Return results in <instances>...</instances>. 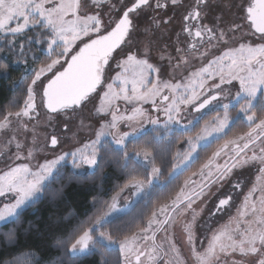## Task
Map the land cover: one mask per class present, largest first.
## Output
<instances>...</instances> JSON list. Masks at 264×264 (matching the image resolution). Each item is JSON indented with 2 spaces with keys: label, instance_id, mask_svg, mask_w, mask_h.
Wrapping results in <instances>:
<instances>
[{
  "label": "snow or ice",
  "instance_id": "obj_1",
  "mask_svg": "<svg viewBox=\"0 0 264 264\" xmlns=\"http://www.w3.org/2000/svg\"><path fill=\"white\" fill-rule=\"evenodd\" d=\"M245 2L247 0H242L237 6L242 13L237 19L224 24L219 17H214L209 26L203 21L212 15V0H0V34L16 38L9 41V52L18 51L20 56H24L25 43L30 44L33 39L46 45L48 50L47 61L31 70L26 81L23 105L13 101L11 108L16 109L15 111H0V130L15 124L25 137L21 141L14 135L8 141L9 152L14 144L15 153L8 156L14 163L9 165L6 161L7 170L0 175V221L16 216L20 206L33 195L61 161L70 158L75 169L87 165L100 171L101 149L98 145L104 136H110L112 143L120 149L112 163L127 178L121 191L133 189L140 196L144 191V181L137 179V175L142 170L153 177L147 181L152 185L160 170L155 166L156 156L147 147L129 152L128 145L137 144L144 135L143 125L139 128L132 127V122L146 118L157 133L154 140H158L161 130L171 132V125L181 123L178 119L181 105H191L199 112L218 101L226 91L225 86H235V81L239 85L234 97L238 103L237 116L245 118L249 130L213 153L205 167L211 165L229 144L236 147L231 150L224 165L217 167L216 180L223 179L237 167L259 166L257 183L245 196L241 212L242 216L251 215L254 219L248 221L243 229L238 225L235 234L226 226L223 235L226 236L227 243L220 245L219 252L240 258L233 259L232 264H264V0H251L246 9L243 7ZM176 10L181 12V32L176 33L177 41H180L181 33L195 39L188 41L187 48L176 47L175 55L159 56L160 61H167L174 69L186 64L185 53L189 50L198 52V45H211L216 41L227 47L228 41L235 39L236 33H242V40L237 41L239 48H229L222 56L211 60L208 67L202 68L199 73H193L194 77H200L199 83L191 89L185 88L183 94L179 95L176 90L180 85L161 79L163 66L153 62V52L162 50L154 47L149 40L142 44L143 51H140L135 42L139 32L136 22L140 17L147 16L151 27L159 30L172 23L175 17H170L169 12ZM245 28L248 29L247 33L244 32ZM148 31L146 28L145 32ZM249 35L255 37L251 42L248 41ZM20 38H23V43ZM204 55L206 53H201V56ZM113 62L118 71L115 77L109 78ZM213 65L215 68L209 71ZM8 71V65L0 63V72ZM165 89L173 95H164ZM158 98L163 107L158 105ZM97 100L100 101L99 106L96 104ZM120 100L131 105L130 109L122 110L119 103L113 102ZM148 103L157 113H164L163 121L159 116L153 118L143 107ZM89 104L93 106L92 109H89ZM231 106V102L220 105L224 116L213 121L217 124L213 133L216 139L225 134L230 123L228 113ZM85 111L97 123L103 121L95 133V139L84 143L82 147L60 151L53 159H48L45 155L42 157L43 162L37 160V153L56 152L58 148H62L65 137L54 129L41 143L35 134V126L29 128V124H38L39 118L43 116L49 124L60 125L70 132L71 118L80 116ZM192 123L189 121L182 127L186 131L190 130ZM122 124L132 130L119 131ZM84 127L81 121V128ZM72 135L75 138L76 134ZM28 136L32 137L31 143L28 142ZM205 139L207 138L198 136L196 141L199 143ZM168 143L171 144L172 141ZM187 143L190 151L185 154L183 164L174 165L170 177L175 176L180 169L186 170L191 162L198 159L193 141L190 139ZM249 152L251 155H248ZM4 155L6 153H0V156ZM33 160H37L35 167L31 163ZM201 174L205 175L203 170ZM207 175L210 176L211 171ZM189 183L190 181H185V185ZM206 187L207 184L191 194L181 189L171 205H164L152 212L146 226L139 227L130 235L117 228L119 235L115 237L113 233L101 230L106 220L122 211L116 207L117 197H113L109 212L88 219L77 218L74 222L69 220L66 237L57 238L55 246L76 255L100 251L97 245L106 241L118 246L125 264H133V261L134 264H145V259L149 264H159L161 260L163 264H170L168 253L162 246L154 244L148 248L141 242L149 239L154 242L155 232L167 230L165 226H172L175 222L174 214L190 209L193 199L203 195ZM256 192L260 193L258 201L253 199ZM229 201L230 197L219 199L216 211L224 209ZM158 216H163L164 219H157ZM153 225H156L155 229ZM191 228V224L185 226L188 233L187 245L192 255L191 264H213L218 255L216 243L210 242L207 249L198 251ZM7 238L14 241L15 234L9 233ZM218 239L219 237H214V240ZM170 247L179 256L175 245L170 244ZM31 255L25 254L5 264H33ZM100 255L103 257L104 252L101 251ZM103 264H108V261L104 260ZM180 264L184 262L181 261Z\"/></svg>",
  "mask_w": 264,
  "mask_h": 264
},
{
  "label": "trees",
  "instance_id": "obj_2",
  "mask_svg": "<svg viewBox=\"0 0 264 264\" xmlns=\"http://www.w3.org/2000/svg\"><path fill=\"white\" fill-rule=\"evenodd\" d=\"M0 40V53L5 54L0 58V63L7 64L9 68L8 72H0V111H6L11 109L13 101L24 98L25 83L22 82L26 64L15 66L12 57L14 52L8 50L9 38ZM201 130L198 126L187 131L173 130L167 136L161 130L158 140H154L157 133L148 130L137 144L128 145L129 152L147 147L156 156L155 166L160 170V183L154 185L145 198L133 202L120 215L106 222L103 227L105 232H111L115 237L119 235L117 228L130 235L139 227H144L152 212L170 202L180 192L187 178L200 170L221 144L232 137L244 135L249 129L244 123L235 122L222 138L199 148L198 159L191 162L186 170L170 177L176 164V155L186 150L188 140ZM100 149V171L95 169L91 173L79 174L68 165L59 167L41 196L0 227V264L13 262L29 253L32 254L30 259L33 264H103L104 260L108 264H122L119 252L102 244L97 245L100 251L81 256H71L65 248L55 246L57 238L66 237L69 220L74 222L77 218L88 219L101 215L127 182L126 176L112 163L120 149L110 142H105ZM148 178L142 170L137 175V179L145 182ZM9 233L15 234L14 241L8 240ZM101 251L104 252L103 257Z\"/></svg>",
  "mask_w": 264,
  "mask_h": 264
},
{
  "label": "rangeland",
  "instance_id": "obj_3",
  "mask_svg": "<svg viewBox=\"0 0 264 264\" xmlns=\"http://www.w3.org/2000/svg\"><path fill=\"white\" fill-rule=\"evenodd\" d=\"M248 1L249 0H247V2H245L243 4V7H245V5L248 3ZM241 3H242V0H218L216 2H212L213 10L218 8V11L214 15V17H219L221 20L224 21V24H227V22L230 20L237 19L238 16L242 14L239 12V9L237 7ZM208 18H206V19L208 20ZM105 19L107 20V17H105ZM147 19H149V18L148 17H146V18L140 17L136 22L137 26L139 28V32L136 35V41L135 42H136L137 48L140 51H143L142 44L147 43L149 40L152 41L154 47H159V45H157V42L163 38V35H164L163 32L165 31V28H163V27H161L159 30L152 28L151 24H150V20H147ZM219 22L220 21H216V23H219ZM146 28L149 29V31L147 33L145 32ZM221 28H222V30H224L223 25H221ZM244 32L247 33L248 29L245 28ZM146 36H147V39H145ZM6 38H9V41L16 39L15 37H11V36L5 37L4 35L0 34V39L4 40ZM253 39H255V37H251L250 35L248 36L249 42H251V40H253ZM241 40H242V33H236L235 39H230L228 41L227 47L222 43L217 44V42L214 41V43L210 45L208 51L205 52L206 55H204V56H201V54H199V55H197V54L186 55L185 54V58L187 60V63L181 64L179 69H174L167 61H160L159 60V56L161 54H163L165 56L171 54V52L169 50L170 48H168V47L159 48L162 50L160 52L154 51L153 52V62L155 63V60H157L158 62H161L160 64L163 66V73L160 77L161 79L170 81L173 84H179L180 85V88L176 90V94L179 95V94H183L185 88H188V89L192 88L190 78H191V75L193 73H199L202 68L208 67L209 62L211 60L215 59L218 56H222L225 52L228 51L229 48H232V47L239 48V44L237 43V41H241ZM20 42L21 43L24 42L23 38H20ZM77 43L79 44V41ZM134 50H136V49H134ZM4 55H5L4 53H0V58H2ZM172 55H175V54H172ZM236 55H238V53ZM12 57L15 61V63H14L15 66L26 64L25 79H23V82H22V83H25V86H26V81L28 80V78L31 75V70L33 68H38L39 66H41L42 63L47 61L48 50H47L46 45L39 44L36 42L35 39H33L30 44L25 43V55L24 56H20L18 54V51H17V52H14ZM214 68H215V65H213L212 68H209V71H213ZM112 69H113V71L108 73L109 78L115 77L116 72L118 71L116 69V65L114 62L112 63ZM48 75H51V73H49ZM199 78L200 77H198V76L195 77V79L193 80L194 84H195V81L198 80ZM109 82H111V79H109ZM208 83H211V81H208ZM117 84H119V81H117ZM128 87L130 89L131 86L129 85ZM197 90H199V89H197ZM164 93H168L169 96L173 95V93L167 89L164 90L163 94ZM101 95H102V93H101ZM226 95H227V91H225V93L223 94V97L226 98ZM24 98H25V95H24ZM24 98L17 101V103L20 106L23 105ZM158 99H157V103H158ZM113 102L119 103V106L122 110L125 108L130 109V107H131V105H127L122 100L113 101ZM39 103H40V100L38 97L37 98V104H39ZM105 103H107V101ZM96 104H97V106H99L100 101L97 100ZM158 105L160 107H163V106H161L162 104H160V103H158ZM88 107H89V109L93 108V106L91 104H89ZM143 107L148 110V112L150 113V115L153 118H155L156 116H159L161 121H163L165 119L164 113L163 112L157 113L153 109V107L150 103L144 104ZM187 107H188V105L187 106H185V105L180 106V113H179L178 119L181 116L180 115L181 111L186 109ZM9 110L15 111L16 109L11 108ZM223 116L222 117L220 116L219 118H223ZM63 118L64 117L62 116L61 119H63ZM216 118L214 120H216ZM71 119H72V124H71V131L70 132L64 130L62 128V126H60V125L49 124L47 122V118L43 117V116H41L39 118L38 124H36V122L29 124V128H32L33 126H35V134L39 137V140L41 143L43 142L44 137L48 133H51L54 129L58 132H61V134L64 135V137H65V143L63 144L62 148H58L56 150V152L49 151L47 153H37V160H39L40 162H43L42 157L45 155L48 157V159H53V158H55V155L59 154L60 151H69V150L74 149L75 147H82V145L84 143H88L91 139H95V133L97 130H99L100 123H103V121H101L100 123H97V121L90 116L88 111H85L80 116H77V117L71 118ZM109 119H110V117H109ZM81 121H83V124L85 125L84 128H81ZM217 123H218V121H217ZM141 124L143 125L144 132H146L148 130H153V126L147 123L146 118L142 121L138 120V121L132 122V127L139 128V127H141ZM229 125H230V123H229ZM216 126H217V124H214V123H212V125H206L205 127L202 128V130L195 137L191 138V140L194 143V146L196 147V153H197V150L199 148L207 146L209 143H211L214 140H218L213 135L214 129ZM176 127H178V128H176ZM171 128H172V131L166 133L165 136L172 134L173 130H177L179 132L185 130L184 128L179 127L178 124L171 125ZM131 130H132V128H130V127H126L123 124L120 125L119 131H121V132L131 131ZM73 133L76 134L75 138H73V135H72ZM14 135L16 136V139H18V140L23 141L25 139L22 131H20L18 129V126L15 124L10 125L8 129L0 130V153H6V155L0 156V175H3L4 170H7L6 169V163H5L6 161L9 165H12L14 163L12 160L8 159L9 155H14V153H15L14 144L11 146V152H9V145H8V141L10 139H12V137ZM198 136H203V137H206L207 139L202 140L199 143H197L196 138ZM241 136H243V135H241ZM237 137H239V136L232 137L227 142L234 140ZM27 139H28V142L31 143L32 137L28 136ZM105 142L112 143L111 137L110 136L102 137L101 143H100V145H98V147L101 148ZM227 142L221 144L217 148L216 152L219 149H222ZM238 143L242 144L243 141H238ZM113 146L115 148H117L114 144H113ZM234 147H236V146L229 144L228 148H225L224 151L220 154V156H218L213 161V163L206 168L205 165L208 164L209 160L213 156L212 155L210 157V159L200 168V170H198L195 174H193L187 178V180L190 181V183L188 185H185V182H184L181 189H184V191L188 194H191V193L199 190L203 185H205V183L210 181L217 174V170H216L217 167H222L224 165L225 161L228 159V156H229L231 150ZM117 149H119V148H117ZM189 151H190V149H189V144H188L186 147V150H184L183 152H179L176 155V157H175L176 164L175 165L183 164L184 156ZM248 155H251V153L249 152ZM37 160H33L31 162L33 167H35ZM16 163H18V162H16ZM64 165H68L74 172L79 173V174L91 173L95 170L94 168H91L87 165L83 166L82 168L75 169L72 167V161L70 158L66 159L65 161H61L60 164L57 165V168L53 170L51 175L49 177H47L44 181L41 182V184L38 186V189L33 193V195L31 197H29L24 202V204H22L20 206V208L17 210V214L22 209L26 208L28 205L34 203V201L38 197L41 196L42 190L45 188V186L47 185L49 180L53 177L54 173H56V171L59 167L64 166ZM183 170L184 169H180L177 172V174L182 172ZM202 170H203V173L205 174L203 176L201 174ZM209 171H211L210 176L207 175V173H209ZM156 176H157V178L155 179V183H153L152 185H149L148 182L144 181V191L141 193L140 196H137L135 194V190H133V189H125L120 194H118L116 196L117 199L115 202L116 207L118 209H122L124 211L133 202H136L138 199L145 198L148 195V193L151 191V188L154 185H157L160 183V180H159L160 171H159V173L156 174ZM152 178L153 177L149 176L148 180L152 179ZM218 187H219V182L214 184L207 192H205L203 195L199 196L196 200H194L190 209H183L180 213L174 214L175 215V222L170 227L166 226L167 230L160 229V230L156 231L154 242L152 239H149L147 241H142L141 244L143 246L148 247V248L153 247L154 244H155V246H162L163 249L165 251H167V253H168L167 259L170 262V264H180L181 261H183L184 264H191L192 255H191L189 247L187 245L188 233L185 231V226L189 225V224H191V226H192L193 222L198 223L200 221V217H201V213H202L201 211L196 214L197 219L195 221L191 220L190 214L196 213V211L193 208L194 207L199 208L201 205H203L202 203L205 201V200H203V198L204 197L207 198L212 193L216 192L218 190ZM248 192H247V194H248ZM180 193H181V190L178 194H180ZM178 194L170 202H167L164 205H171L172 201L176 199ZM259 195H260V193L256 192L253 196V199L258 201ZM112 203H113V200L110 203V205ZM243 204H244V200H243ZM243 204H242V206H243ZM163 206H161V207H163ZM0 207H2V205H0ZM161 207L156 208L155 211H158ZM109 211H110V207L108 206L107 209L103 213L109 212ZM242 211H243V208L241 207L239 212H238V214H239L238 215V221L235 224L236 229H237L238 225H239L240 229L245 228L247 226V222L254 219V217H252L251 215L242 216L241 215ZM120 212L114 213L112 217H110L108 220L105 221L104 225L109 220L120 215ZM189 212H190V214H189ZM103 213L101 215H103ZM16 216L10 217L4 221H0V227L4 224L8 223L9 221L13 220ZM157 219H164V217L158 216ZM104 225H103V227H104ZM146 225H147V222H146ZM103 227L101 229L102 231H104ZM155 228H156V225H153V229H155ZM194 228H193V230H194ZM232 228H233V226H232ZM193 230H192V235L196 241V247H197L198 251L203 252L205 249H207L209 247L210 242L216 243L218 255H217V259L213 262V264H232L233 259H240L238 256H229L226 253L219 252L220 245L227 243L226 236L223 235L224 231H222L220 233V235L216 236V234H213L212 237L209 236L207 238L204 235L201 236L200 232L193 231ZM233 234H235V232H233ZM214 237H219V239L214 240ZM101 244L106 246L109 249H116L120 254L121 263L125 264V258L123 256V254L120 252L117 245L108 244L106 241H102ZM170 244H174L175 248L179 250V256H177L176 252L170 247ZM69 254L71 256L85 255V254L73 255L70 252H69ZM86 254H88V253H86ZM133 264H134V261H133ZM145 264H149V262L146 259H145ZM159 264H163V261L162 260L159 261Z\"/></svg>",
  "mask_w": 264,
  "mask_h": 264
},
{
  "label": "flooded vegetation",
  "instance_id": "obj_4",
  "mask_svg": "<svg viewBox=\"0 0 264 264\" xmlns=\"http://www.w3.org/2000/svg\"><path fill=\"white\" fill-rule=\"evenodd\" d=\"M218 0H212V2H216ZM248 3H251V0L248 1ZM248 3L245 5V9L248 6ZM213 7V4H212ZM218 11V8L213 10L212 8V15L209 16L208 20L205 19L203 23L209 24V26L212 25L214 15ZM169 16H174L175 19L172 21L171 24H169L165 28V31L163 32V38L157 42V45H159L158 48L161 47H168L170 48L171 54H175L174 49L176 47L180 48H187L188 47V41L194 40L195 37H187L186 34L181 33L180 41H177L176 33L181 32V12L179 10L169 12ZM146 18L147 16H142ZM165 19H168V17H165ZM149 20V19H147ZM194 23H196L194 21ZM195 29H193V32ZM166 33V34H165ZM160 36V35H159ZM205 41L207 38H204ZM214 41L212 42V44ZM210 45L204 44V45H198L199 51H191L189 50L186 52V55L190 54H201L208 51ZM156 59V58H155ZM158 62L155 60V63ZM161 63V62H158ZM195 77L191 75L190 82L192 85V88L195 87L199 80L195 81ZM233 85H227L226 91L227 95L226 98L221 95L219 97L218 101H214L213 105L208 106L205 109L200 110L197 112L195 108L191 105H188V107L181 111V116L179 117V120L181 121L180 124H178L179 127L183 128L182 125L188 124L189 121H192V125H190V129L193 127H205L206 125H212L214 119L216 117H222L224 115V110L220 107L222 104H228L231 102L232 106L229 109V117H230V125L234 124L235 122L244 123L245 126H247L245 118L241 116H237L238 112V103L234 99L235 93L238 90V82H233ZM164 95H169L168 93H164ZM158 103H160V100L158 99ZM167 103V102H165ZM161 104V103H160ZM163 106V104L161 105ZM227 127V129L229 128ZM178 128V127H176ZM226 129V130H227ZM258 165H245L243 167H237L234 168L230 174H226L223 179L216 180V177L218 173L207 183V187L204 189V193L207 192L214 184L219 182L218 190L214 193H212L209 197H204L203 200H205L199 208H193L196 213H191L190 218L192 221H195L197 219L196 214L198 212L201 213L200 221L198 223H194L192 225L191 231H198L200 232L201 236H206L207 238L209 236H213V234L220 235L222 231H225V227L230 228L235 232L236 230V223L238 221V212L240 208L242 207L243 200L245 196L247 195V192L253 188V185L256 184L257 180L256 177L258 175ZM239 185V187H237ZM200 190V189H199ZM197 190V191H199ZM230 197L229 205L225 206L224 209L220 211H216V205L218 203V200L221 198H228ZM197 198H194L196 200ZM202 200V201H203ZM196 206V205H195ZM259 206V205H258ZM193 215H195V220H193ZM233 226V228H232ZM166 227V226H165ZM161 232V231H160ZM207 244V243H206Z\"/></svg>",
  "mask_w": 264,
  "mask_h": 264
}]
</instances>
